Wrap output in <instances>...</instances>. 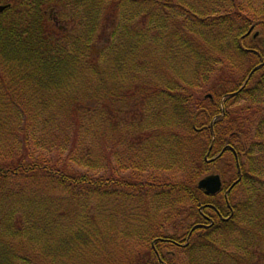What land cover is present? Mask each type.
<instances>
[{
    "label": "trees",
    "instance_id": "trees-1",
    "mask_svg": "<svg viewBox=\"0 0 264 264\" xmlns=\"http://www.w3.org/2000/svg\"><path fill=\"white\" fill-rule=\"evenodd\" d=\"M0 6V264H264V0Z\"/></svg>",
    "mask_w": 264,
    "mask_h": 264
},
{
    "label": "water",
    "instance_id": "water-1",
    "mask_svg": "<svg viewBox=\"0 0 264 264\" xmlns=\"http://www.w3.org/2000/svg\"><path fill=\"white\" fill-rule=\"evenodd\" d=\"M2 11H3V8H0V12H2ZM225 151H226V149L224 150V152ZM214 160L215 159H213L211 161H214ZM233 186H231V188L226 192V196L229 193V191L233 188ZM198 187L200 190H203L206 195L214 196V195H216L222 191L223 182H222L220 175H210V176H207V177L203 178L202 180H200Z\"/></svg>",
    "mask_w": 264,
    "mask_h": 264
},
{
    "label": "rangeland",
    "instance_id": "rangeland-1",
    "mask_svg": "<svg viewBox=\"0 0 264 264\" xmlns=\"http://www.w3.org/2000/svg\"><path fill=\"white\" fill-rule=\"evenodd\" d=\"M262 2V1H261ZM0 8H3V10L5 9V6H0ZM257 31V30H256ZM250 33H252V31L250 32ZM263 37H264V34L262 35ZM243 101H240V103H239V105H243ZM213 174H217V171L215 170V171H213ZM59 197H61L62 199H63V201H64V204H70V202L68 201L69 200V198H70V196L69 195H67V193H65V192H61L60 194H59ZM92 201V202H91ZM90 204H88L92 209H95V207L96 208H98V207H100L102 204H98L97 203V201L95 202V198H92L91 200H90ZM121 204H122V202H121ZM103 208H107V209H110L109 208V206H108V204H103ZM178 233L180 236H183V232H178V231H175V230H171V234H176V233ZM174 257V256H173ZM179 257V256H178ZM166 258L167 259H170V257H169V255H166ZM187 260L185 259L184 260V262H186Z\"/></svg>",
    "mask_w": 264,
    "mask_h": 264
},
{
    "label": "flooded vegetation",
    "instance_id": "flooded-vegetation-1",
    "mask_svg": "<svg viewBox=\"0 0 264 264\" xmlns=\"http://www.w3.org/2000/svg\"><path fill=\"white\" fill-rule=\"evenodd\" d=\"M175 245H177V244H175ZM179 246H182V245H179Z\"/></svg>",
    "mask_w": 264,
    "mask_h": 264
}]
</instances>
